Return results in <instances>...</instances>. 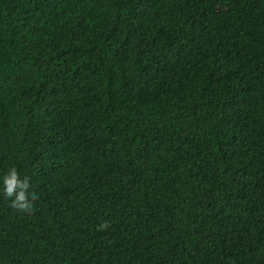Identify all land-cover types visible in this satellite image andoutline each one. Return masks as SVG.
Listing matches in <instances>:
<instances>
[{"label":"trees","instance_id":"obj_1","mask_svg":"<svg viewBox=\"0 0 264 264\" xmlns=\"http://www.w3.org/2000/svg\"><path fill=\"white\" fill-rule=\"evenodd\" d=\"M0 264H264V0H0Z\"/></svg>","mask_w":264,"mask_h":264},{"label":"clouds","instance_id":"obj_2","mask_svg":"<svg viewBox=\"0 0 264 264\" xmlns=\"http://www.w3.org/2000/svg\"><path fill=\"white\" fill-rule=\"evenodd\" d=\"M3 196L10 201V206L18 213L31 215L35 210V202L38 199L28 176L21 177L18 169L12 167L3 176ZM109 227V222L105 221L98 226V230Z\"/></svg>","mask_w":264,"mask_h":264}]
</instances>
